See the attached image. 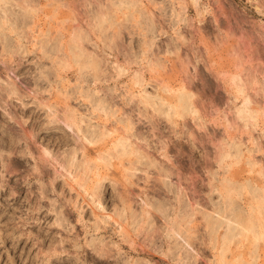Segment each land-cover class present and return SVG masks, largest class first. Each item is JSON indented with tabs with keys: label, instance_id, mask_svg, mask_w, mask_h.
<instances>
[{
	"label": "rangeland",
	"instance_id": "rangeland-1",
	"mask_svg": "<svg viewBox=\"0 0 264 264\" xmlns=\"http://www.w3.org/2000/svg\"><path fill=\"white\" fill-rule=\"evenodd\" d=\"M0 264H264V0H0Z\"/></svg>",
	"mask_w": 264,
	"mask_h": 264
},
{
	"label": "bare ground",
	"instance_id": "bare-ground-1",
	"mask_svg": "<svg viewBox=\"0 0 264 264\" xmlns=\"http://www.w3.org/2000/svg\"><path fill=\"white\" fill-rule=\"evenodd\" d=\"M77 55H78V54H77ZM78 56H79V55H78ZM76 57H77V56H76ZM94 64H95V62H94ZM94 64H92V65H94ZM95 67H96V66H93L94 69H96Z\"/></svg>",
	"mask_w": 264,
	"mask_h": 264
}]
</instances>
